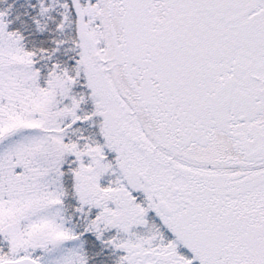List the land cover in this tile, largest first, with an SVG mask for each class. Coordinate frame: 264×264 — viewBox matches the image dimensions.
<instances>
[{
	"label": "snow or ice",
	"instance_id": "obj_1",
	"mask_svg": "<svg viewBox=\"0 0 264 264\" xmlns=\"http://www.w3.org/2000/svg\"><path fill=\"white\" fill-rule=\"evenodd\" d=\"M0 264H264V0H0Z\"/></svg>",
	"mask_w": 264,
	"mask_h": 264
}]
</instances>
